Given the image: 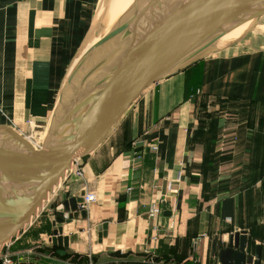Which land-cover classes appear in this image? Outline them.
Returning a JSON list of instances; mask_svg holds the SVG:
<instances>
[{
    "label": "crops",
    "instance_id": "1",
    "mask_svg": "<svg viewBox=\"0 0 264 264\" xmlns=\"http://www.w3.org/2000/svg\"><path fill=\"white\" fill-rule=\"evenodd\" d=\"M101 2L0 0V124L22 136L46 127ZM245 42L199 55L143 90L80 157L83 177L66 173L30 223L0 246V261L8 254L15 262L33 255L37 264H107L148 252L155 264L162 257L221 264L219 249L244 230L246 252L261 246L263 264L264 47ZM195 96L233 108L213 115L210 129L208 118L195 116ZM85 191L96 194L86 217L63 224L67 247L53 243L57 207ZM152 207L159 212L150 215Z\"/></svg>",
    "mask_w": 264,
    "mask_h": 264
},
{
    "label": "water",
    "instance_id": "2",
    "mask_svg": "<svg viewBox=\"0 0 264 264\" xmlns=\"http://www.w3.org/2000/svg\"><path fill=\"white\" fill-rule=\"evenodd\" d=\"M252 12L255 24L264 14V0H134L129 14L93 44L68 74L65 87L72 86V78L94 61L82 78L87 84L81 86V96L69 100L79 102L76 113L55 138L38 147L13 127L0 124V246L30 223L72 161L94 151L143 90L203 51L212 52L214 42ZM82 194L57 207L53 243L67 247L68 237L61 236L63 224L86 217V210L78 209ZM102 228L106 226L98 227L99 236H106ZM247 240L244 230L230 234L227 245L218 251V261L261 264V246L246 252ZM106 243L113 250V241Z\"/></svg>",
    "mask_w": 264,
    "mask_h": 264
},
{
    "label": "rangeland",
    "instance_id": "3",
    "mask_svg": "<svg viewBox=\"0 0 264 264\" xmlns=\"http://www.w3.org/2000/svg\"><path fill=\"white\" fill-rule=\"evenodd\" d=\"M104 5H106V2ZM98 7H99V5H98ZM98 7H97V11H98ZM251 16L252 15H249L246 18H244L245 20L243 19L244 22L242 20V23H246L247 21H249ZM97 20L101 21V17H99ZM242 23L238 26V28H236L238 30H234L232 32H229V36L237 35L238 32L241 30L240 26H242ZM102 26H103L102 24L96 25L94 23V28L97 31H99L102 28ZM227 35H228L227 33L223 34L222 36H224V37H222L221 39H225V37ZM230 38H233V37H230ZM239 40L240 41L248 40V42H245V45H247L248 47H251V48L264 47V14L244 34L240 35L239 37H237L234 40L227 41L226 43H223L222 45H219V46H218L217 42L215 41L214 45L212 47H210V49H213L212 51H214L217 49V47L225 46V45H228L232 42L239 41ZM106 50H107V47L105 49L103 48L99 54L96 53L93 60H98V58L100 56H102V54L104 52H106ZM208 51H209V49L203 51L202 54H207V53H209ZM92 62H94V61L91 60V62H89V63H91V65H92V64H94ZM89 63H87L85 65V67H83L81 69V71L78 73L77 76L72 78V80H71L72 86L71 85L67 86V92H66L67 99L71 98L73 96H75L74 98L77 99V97L79 98L81 96V95H79V90L80 91L82 90V89H80L82 85H83V87H85L87 84L86 81L84 83H82V78L86 74ZM193 102H194L193 104L195 105V116L199 120H205L206 117L204 115L207 113L208 114L210 113L211 116L214 115V117H217L219 115V113H221V112L224 113L225 111H228L227 110L228 108H233V106L227 105V102H223V101L218 100V99L202 97V96L193 97ZM48 124H49V122H48ZM48 124L43 129L36 131V132L31 131L28 134V136L33 135L34 138H36L38 140L36 142L39 143L40 147L46 141V138H47L46 134H47L48 126H49ZM45 132H46V134H45ZM149 255H150V253H148V252H141V253L140 252H135V253H125L124 252V254H118V255H115V256L109 258V260L107 261V264H155L158 259H156L154 257L149 258ZM22 260H27L30 264H37L33 255H30L29 258L23 257ZM158 263L170 264V263H168V261H166V259H163V257H162L161 262H158ZM173 264H181V263L177 262V261H175V262L173 261Z\"/></svg>",
    "mask_w": 264,
    "mask_h": 264
},
{
    "label": "bare ground",
    "instance_id": "4",
    "mask_svg": "<svg viewBox=\"0 0 264 264\" xmlns=\"http://www.w3.org/2000/svg\"><path fill=\"white\" fill-rule=\"evenodd\" d=\"M106 2V5H104ZM108 2V3H107ZM134 2V0H102L98 11L96 13L94 23L96 25H103L102 28L97 31L94 28V23L92 30L90 32V36L88 40L86 41L85 45L83 46L81 52L75 59L70 71L68 74H71L73 71V68L75 65L78 63L79 58L86 52L88 51L93 44H95L101 37H103L104 34H106L119 20H123L127 14H129V11L131 10V5ZM105 6V7H104ZM253 13V14H252ZM249 15H252L249 21L246 23H242V20L246 18L240 19L234 27L226 32L228 35L225 37V39H221L224 36H221L216 42L219 45H222L223 43H226L227 41H231L239 37L240 35L244 34L254 23V15L255 12H252ZM99 17H101V21L97 20ZM245 20V19H244ZM243 20V22H244ZM104 23V24H103ZM242 23V26H240L241 30L238 32L237 35L235 36H229V32H232L234 30H238V26ZM233 37V38H230ZM230 38V39H229ZM114 42H112L108 47H110ZM200 55V54H199ZM91 62V61H90ZM91 68V63H89L88 69ZM69 75H67L68 77ZM67 87L63 86L61 89L57 105L55 109L52 112L51 118L49 120V126L46 134V139H53L58 135L71 121L73 118L74 114L76 113L78 109V103H72L69 102L70 99H67ZM47 141V140H46ZM46 143V142H45ZM40 147V145H39ZM55 188V187H54ZM53 192V191H52ZM50 192V193H52ZM49 195V194H48Z\"/></svg>",
    "mask_w": 264,
    "mask_h": 264
},
{
    "label": "built area",
    "instance_id": "5",
    "mask_svg": "<svg viewBox=\"0 0 264 264\" xmlns=\"http://www.w3.org/2000/svg\"><path fill=\"white\" fill-rule=\"evenodd\" d=\"M27 140H29L32 144L37 145L39 147V143H37L36 141H38L36 138H34L33 135H26L24 136ZM153 149H155L156 147H152ZM80 157L79 158H75L70 166V169L68 171H70L71 169H73V173L79 177H83V171L81 169V164H80ZM67 171V172H68ZM66 172V173H67ZM65 173V175H66ZM65 177V176H64ZM96 200V194L94 191H85L82 194V202L78 204V208L79 209H85V207H87L88 204L92 203L93 201ZM150 215L156 214L159 212L158 208L152 207L150 209ZM155 230L157 228V225L153 227ZM199 237H197L195 239V241L198 240ZM150 239L152 241H157V234L154 233L152 234V236L150 237ZM0 264H30L29 262H15L11 259V256L8 254H4L1 258ZM87 264H93L92 262H89Z\"/></svg>",
    "mask_w": 264,
    "mask_h": 264
},
{
    "label": "trees",
    "instance_id": "6",
    "mask_svg": "<svg viewBox=\"0 0 264 264\" xmlns=\"http://www.w3.org/2000/svg\"><path fill=\"white\" fill-rule=\"evenodd\" d=\"M204 116H205L206 118H208V122H209V127H210V129H211L212 127H214V126H213L214 123L212 122V120L214 119V118H213V115L211 116L210 113H209V114L207 113V114H205ZM200 121H202V120H200ZM201 125H202V124H201ZM212 129H214V128H212Z\"/></svg>",
    "mask_w": 264,
    "mask_h": 264
}]
</instances>
